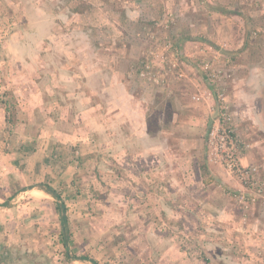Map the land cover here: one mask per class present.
Here are the masks:
<instances>
[{"label": "rangeland", "instance_id": "374dc122", "mask_svg": "<svg viewBox=\"0 0 264 264\" xmlns=\"http://www.w3.org/2000/svg\"><path fill=\"white\" fill-rule=\"evenodd\" d=\"M219 51L234 62L229 75L217 83L225 90L234 116L240 160L252 164L248 163L252 161L248 160L251 149L257 143L258 151L262 146L264 149L260 116L264 110V76L260 73L264 70V0H0V101H13L12 92L18 90L15 84L29 80L36 94L31 104L36 106L35 116L38 118L44 107L51 115L36 118L44 122L42 130L47 134L51 128L46 119L59 124L55 110L61 105L76 104L77 112L92 106L88 125V115L78 117L74 140L63 143L44 137L40 143L43 158L55 163V175L68 177L62 183L63 190L51 186L59 196L46 197L44 221L32 217L36 213H27V209L17 213L25 219L23 225L28 221L31 228L16 227L17 238L11 246L0 240V256L8 246L13 256L11 264H77L66 260L65 251L77 257L109 256V264H171V260L175 264H217L211 255L225 247L229 256L264 264L262 248L238 250L226 235L223 221L230 222V217H212L207 212L204 219H199L193 216L200 214L188 212L187 201L192 198H184L183 191L178 190L186 182L185 169L174 171L179 185L175 187L173 183L168 185L165 176L154 175L155 170L153 174L144 171L148 167L132 180L119 164L118 111L124 92H119L118 84L122 82L141 100L148 132L143 139V154L146 151L150 155L152 135H157L163 155L167 135L175 138L179 164L194 159L197 165L208 167L206 178L212 180L205 186L203 200L210 212L213 207L228 205L227 209L237 210L233 216L246 224L253 207L262 211L264 198L252 202L248 209L241 204L238 207L231 195L233 180L224 169L207 162L206 135L217 105L207 96L198 63L203 55ZM144 61L154 73L161 70L156 72L157 81L139 76ZM109 78L113 83L111 104L116 109L107 121L109 104L102 87L103 80L109 84ZM66 87L76 92L83 89L88 96L83 95L82 102L78 97L61 99L56 92H68ZM0 105L4 108L2 102ZM189 124L200 130L188 132ZM121 125L126 127L124 121ZM29 145L30 152L39 146L36 140ZM261 156L253 157L259 160ZM255 165L264 177V157L262 164ZM194 176L190 179L196 182ZM32 194L41 196L38 191ZM56 203L67 215L66 223L59 218ZM28 216L33 221L27 220ZM259 218L261 221L263 216ZM19 230L22 232L18 234ZM172 246L175 256H167L165 252Z\"/></svg>", "mask_w": 264, "mask_h": 264}, {"label": "crops", "instance_id": "0c3cea01", "mask_svg": "<svg viewBox=\"0 0 264 264\" xmlns=\"http://www.w3.org/2000/svg\"><path fill=\"white\" fill-rule=\"evenodd\" d=\"M233 68L234 62L232 61L229 73ZM260 73L262 76H264V70H261ZM110 80L111 79L109 78V84L106 83V80H103L102 87V92L105 94L107 102L109 104V107L106 108V113H108L106 114L107 121L111 120V112L114 111V108L116 109V107L113 108L111 104L113 98L111 89L113 83ZM59 82L62 83V80H59ZM66 83L67 82H65L64 84ZM47 84L48 79L45 78L44 85L47 86ZM18 85H21V87ZM85 85L86 87L91 88L90 91H94L88 81H85ZM118 85H120L119 92H121V94H123L124 92L122 98L119 99L120 106L118 111V113L121 115L119 126L120 144L118 146L119 164L120 167H122L127 173V175L131 176L130 179H138L141 176L140 171L142 170V168L148 167L144 171L149 170L151 174H153L152 171L155 170L156 174L154 175L158 177H162V175L165 176L164 178H166L167 181L169 180L168 185L172 186L173 183V185L176 187V185H179L175 182L176 178L173 176V173L178 168L183 170L185 169L184 172L186 174V182L183 185H180L178 190L183 191L182 195L186 196L184 198H192V200L187 201L189 207L188 212L200 214V216L196 215V217L193 216V218L204 219L205 213L207 212H209L212 217H214L215 214H217L218 217L227 215L226 217H230L231 221H223L226 224V235L229 236L232 241H235L238 250L253 248H262L264 250V207L262 208V211H260V207L258 206L253 207L250 212L251 216L249 217V222L246 224H244L243 222L241 223L242 220L239 221L240 219L238 220L237 218H235V216H233V214L237 210H234L233 212L227 209L226 207H228V205H224L222 206V208L213 207L214 209L211 208L210 212V210H208L209 206H206L203 198L205 196V186H207L208 182H211L212 178H206L207 174H202L200 170V164L197 165L194 159L189 160L188 162L183 160L179 164V145L176 144L175 138L172 139V137L170 138V136L168 138V135L166 137L167 143L165 146L166 150L164 151V155L159 150L160 148L158 146L159 142L157 140V135L156 137H154L153 135L151 136V143L153 145L149 149L150 155L148 156V152L146 151L145 154H143V139L146 135H148V132L147 123L142 112L143 108L141 100L138 99L137 94H134V92H131L129 89H127L122 82H120ZM15 86L18 90L17 92H12V97L14 98L13 101L15 102V111L11 119L12 122L8 121V118L10 117H8V113L0 105V149H4V146L7 145H13L12 148H8L9 150L5 148L4 150L0 151V240L1 244L5 245V243H7L6 245L9 246L12 245L11 241L17 238L16 233H14L15 228L24 226L23 223L25 219L22 218V214L17 215V213L20 212L21 209L22 211L27 209V213L29 211H33V214L36 213V215H32V217H40L42 220L39 221H44L46 219L45 213L47 212V206L44 202L47 201L46 197H50V194L40 189V186L45 183H49L50 186L53 185L55 188L60 187L63 190L62 183L64 179H66L65 177H68H64L63 174H60L59 176L55 175V163L53 159L43 158L44 149L42 148L41 150L40 143L43 144L42 141L45 138L63 143L74 140L76 138V130L74 129L77 126L76 121L78 120V117L80 115L83 116L84 114L88 115V112L90 111L89 108L92 107L87 106L80 112H77L76 104L73 107L72 105H69L68 107L61 105L55 110V113H58L60 116L59 124L57 122L55 123L54 121H51L50 119H46L48 125L51 128L50 130H46L49 133L47 134L42 130L44 128V122L43 124H41L36 120L37 117L35 116V114L37 113H35L36 111L34 110L36 106H31V104L33 103L32 101H35L34 97L36 95L32 93L31 82L29 80H26V82L23 83V80H21L17 85L15 84ZM44 89L46 88L44 87L43 90ZM67 90L68 92H65L64 94L60 91L56 93L60 96L61 99H65L66 96H69L70 98L78 97L80 102H82L83 95L88 96L86 94L87 92L85 93L83 89H80L79 92H76L74 88L66 87L65 91ZM137 92L139 91H135V93ZM140 93V96H142V90L140 91ZM138 100L140 104L137 103ZM262 107H264V104L262 105ZM57 110L59 112H57ZM39 113L40 114L38 115V118H51V115L46 112L45 107L40 108ZM73 114L76 115L75 120L72 119ZM260 116L261 120L264 122V110L261 111ZM67 118H70L71 121ZM89 118L92 119L90 114L85 118V124L87 125L89 123ZM175 120H173V123L176 122ZM121 121H124L126 123L125 128H123V126L121 125ZM252 123H254V121H252ZM188 127V132L192 131L193 129H198V131L200 130L199 127L191 126L190 124L188 125ZM162 131L167 133V130L165 128H162ZM33 140H36L39 146H35V150L30 152L28 150L29 146H31L29 145V143H31V141ZM257 145L255 146V148H253V151L251 149L248 160L252 161L248 163L255 164L256 162H258L262 164L264 149L262 146L258 151ZM251 147L252 144H250L249 148ZM256 154L258 156L260 154L262 155L259 160L253 157ZM246 159H243V161L247 162ZM190 171H192V173H189ZM193 174L195 175L194 179L196 182H193L190 179ZM33 191L40 192L41 196H33ZM171 191L173 193L176 192L172 189ZM166 192L167 194H169V191ZM15 201H18L19 203H15ZM189 205H194V207L190 208L191 206ZM239 205L240 204L237 202L238 207H240ZM168 211H171V209H169ZM260 215L263 216L261 221L259 220V217H261ZM171 216L173 217V215ZM32 217L28 216L27 220H31ZM31 221H33V219ZM29 224L30 223L26 221L24 228H31ZM219 224L223 225L224 223ZM26 229H23L24 233ZM21 232L22 231L19 230L18 234ZM141 237L144 238L143 236ZM22 241L25 242V240ZM166 244L169 243L166 242ZM7 249L8 246L1 253V264H11V259L13 258V256L10 254V250ZM225 249V247H221L215 252L214 255H211L213 256L214 262L216 260V262H218L217 264H255V262H253L251 258H245L242 256H229ZM172 250H174V246H172L171 250H169L170 252L168 250L165 252L166 255L169 256L170 254L171 256H175ZM179 256L185 255L181 254ZM90 257L94 258L99 264H109L110 259H107L109 256ZM235 257H238L239 260L235 261ZM136 258L139 259L140 256H136ZM71 261L77 262V264H92L88 259H81L79 257L72 258ZM170 263L175 264V260H171ZM49 264L61 263L59 261H51V263Z\"/></svg>", "mask_w": 264, "mask_h": 264}, {"label": "built area", "instance_id": "2783aa9c", "mask_svg": "<svg viewBox=\"0 0 264 264\" xmlns=\"http://www.w3.org/2000/svg\"><path fill=\"white\" fill-rule=\"evenodd\" d=\"M232 61L230 55L219 51L212 56L203 55L198 63L200 78L206 81L204 87L207 90V96L212 101L215 100L217 105L215 120L213 119L206 135L207 162L225 170L234 182V191L231 195L245 209H248L252 202L264 198V177L260 176L257 165L241 162V145L234 130V116L227 103L225 90L217 83L221 81L222 76L229 75ZM146 62H143L139 76L157 81L156 72L161 70L157 69L154 73L153 70L148 69ZM159 79H162L161 76Z\"/></svg>", "mask_w": 264, "mask_h": 264}, {"label": "trees", "instance_id": "16d2710c", "mask_svg": "<svg viewBox=\"0 0 264 264\" xmlns=\"http://www.w3.org/2000/svg\"><path fill=\"white\" fill-rule=\"evenodd\" d=\"M0 102H2L5 111L8 113V117H10V118H8V121L12 122L11 119H12L13 113L15 111V102L11 101V100L9 101L7 99L3 100V101H0ZM9 113L10 114L12 113V114L10 115ZM200 170H201L202 174H204V175L208 174V172H209L207 165L204 164V163L200 164ZM40 189L44 190L46 193L50 194L53 197L59 196L58 193L56 192V190L53 189V187H51L50 185H47V184L42 185V186H40ZM55 210L58 212L59 218L61 219V222L62 223H66L67 222V215L66 214H62L60 212V206L57 205V203L55 204ZM76 257L77 256H75L74 254L69 255L68 252L65 251V258H66L67 261H70L72 258H76ZM79 258L88 259L92 264H99L94 258L89 257L86 254L83 255V256H79Z\"/></svg>", "mask_w": 264, "mask_h": 264}]
</instances>
